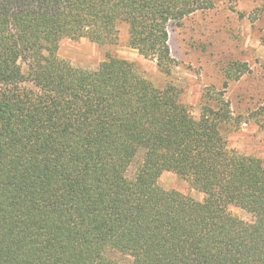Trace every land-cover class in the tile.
I'll use <instances>...</instances> for the list:
<instances>
[{"label":"trees","instance_id":"obj_1","mask_svg":"<svg viewBox=\"0 0 264 264\" xmlns=\"http://www.w3.org/2000/svg\"><path fill=\"white\" fill-rule=\"evenodd\" d=\"M216 1L0 0V264H264V164L228 148V103L206 91L195 117L126 59L57 55L63 38L116 44L124 26L170 74L169 26ZM164 171L204 199L162 188Z\"/></svg>","mask_w":264,"mask_h":264},{"label":"rangeland","instance_id":"obj_2","mask_svg":"<svg viewBox=\"0 0 264 264\" xmlns=\"http://www.w3.org/2000/svg\"><path fill=\"white\" fill-rule=\"evenodd\" d=\"M263 0H217L214 8L197 11L179 25L168 28V44L175 59L170 74H165L156 61L139 54L127 45V30L120 28L116 44H98L85 37L63 38L57 55L73 66L94 69L108 54L132 62L136 69L157 87L174 85L179 101L189 106L195 117L201 109L204 92H216L229 105L232 125L223 127L227 146L239 153L260 158L264 164V122L256 109L264 106V33ZM234 61L247 64L249 71L237 80H228L224 69ZM134 165L128 169L131 176ZM164 189H176L196 200L205 195L192 189L171 171L158 178ZM228 211L243 220H251L244 210L230 206Z\"/></svg>","mask_w":264,"mask_h":264}]
</instances>
